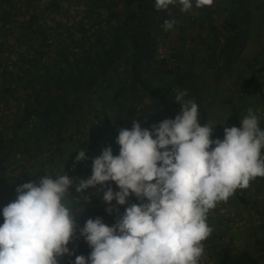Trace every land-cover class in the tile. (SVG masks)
Instances as JSON below:
<instances>
[{
    "label": "trees",
    "instance_id": "1",
    "mask_svg": "<svg viewBox=\"0 0 264 264\" xmlns=\"http://www.w3.org/2000/svg\"><path fill=\"white\" fill-rule=\"evenodd\" d=\"M59 1L64 0H52L39 11L36 0H0V225L2 210L16 199L18 186L62 172L73 180L90 178L92 160L105 147L119 154L115 140L120 128L130 129L136 120L151 130L153 124L174 119L180 112L174 97L181 90L187 91L186 100L198 104L199 122L216 125L211 139L224 137L221 129L226 124L210 111L211 97L217 96L212 90L224 83L222 73L233 67L228 61L236 53L226 45L229 39H223L224 34L236 37L241 31L240 41L248 35L264 36V28L253 32L255 19L264 18V0H214L210 8L188 13L176 5L170 6V14L156 11L155 0H68L77 5L73 16ZM46 12L50 17L45 21ZM166 19L176 21L173 30H164ZM187 32L194 58L204 64L192 63L183 71L184 45L179 43ZM162 43L168 58L156 57ZM261 62L259 57L247 59L240 70L235 86L240 98L249 94L248 70L262 71ZM209 73L214 86L206 91L198 80ZM79 151H85L87 158L77 163ZM258 179L257 184L264 186V178ZM109 184L119 191L114 182ZM82 195L72 188L68 206L77 216L78 228L68 245L73 255L59 258V264H74L76 256L90 255L91 248L79 235L88 219L99 217L112 226L126 207L140 203L134 195L125 206L113 201L109 214L99 186ZM257 195L264 203V194ZM83 197L89 202L84 203ZM239 199L248 206L243 196ZM253 211L248 242L225 248L224 242L218 250L212 245L206 251L212 264H264V212Z\"/></svg>",
    "mask_w": 264,
    "mask_h": 264
},
{
    "label": "clouds",
    "instance_id": "2",
    "mask_svg": "<svg viewBox=\"0 0 264 264\" xmlns=\"http://www.w3.org/2000/svg\"><path fill=\"white\" fill-rule=\"evenodd\" d=\"M213 4L155 0V9L170 14V6L179 5L188 13ZM175 24L166 19L163 28L170 31ZM186 96L181 90L174 97L180 106L174 119L153 124L151 130L136 120L130 129L120 128L115 140L119 154L105 147L92 160L90 178L73 180L62 172L18 186L16 199L2 210L0 264H59V258L73 255L68 245L78 219L68 206L71 190L75 187L83 196L98 186L109 214L113 201L125 206L134 195L140 203L126 207L112 226L99 217L88 219L79 235L91 253L76 256L74 264H200L203 242L213 232L209 212L257 177L264 178V130L249 108L239 128L224 127V138L213 140L216 125L201 124L198 104ZM86 158V152L79 151L76 162Z\"/></svg>",
    "mask_w": 264,
    "mask_h": 264
},
{
    "label": "rangeland",
    "instance_id": "3",
    "mask_svg": "<svg viewBox=\"0 0 264 264\" xmlns=\"http://www.w3.org/2000/svg\"><path fill=\"white\" fill-rule=\"evenodd\" d=\"M60 4L64 7L63 10H67L68 14L73 16L75 14L74 10L77 8L76 4H70L68 2V0H64L63 3L61 1H59ZM36 3L40 6L39 7V11L40 9H47L48 6H50L52 4V0H36ZM44 10V11H45ZM46 15V16H45ZM44 15L45 21L48 17H50V13L46 12V14ZM49 19V18H48ZM186 20H184V23H186ZM234 20V19H233ZM260 20L262 21V25L260 24ZM42 22V20H41ZM152 27V25H150ZM240 29H242L241 27H239ZM257 28V29H255ZM261 28H264V18L262 20V18L260 17L259 19H255L254 22V29L253 32H255L256 30L258 32H261L262 30H259ZM264 33V32H262ZM243 32L240 31V33L235 37V36H231L230 32L226 34H224V38L223 39H229V41L226 43L227 46H231L230 50H236V53L232 52V58L229 57V59H233V61H228L229 64L228 65H233V67L228 70L227 72H223L221 75V77L223 78L222 80H224V83L220 84V87H215L214 84L212 83V74L209 73L208 75H203L202 78L200 80H198L199 84L195 82V84H198V86L200 87V85H203V87L205 88L206 91L213 89L212 90L214 92V94L216 93V95L218 97H225L228 98L229 101L225 102V103H217L215 100L217 98V96L214 97V95L211 97L214 100V103L212 104L213 108L210 110L211 114L213 115H217V116H221L220 119L222 121V123L226 124L225 127H240V120L247 115V110L249 108H252L256 114L258 115L259 112L263 111L264 109L262 108V102L264 101V93H262V90L259 91H255V92H251L249 94H246V96L244 97H239L236 93V89L235 86L238 85L240 77L241 76V71L242 69H244V67L246 66V60H252L253 58H260V61H262L259 65H262L261 67H263L262 71L260 72H254L253 74H251V72L248 70V85L249 84H256L257 87H261V89H264V36L258 38V37H252L248 35V38L246 40L243 39L240 41V37H242ZM188 32L185 33V37L186 39H184V41H180L179 45L182 46L180 49H183V52H181L182 54V58L183 61L182 65L185 66V68L183 69V71H187L188 66L187 65H191L193 63V65H201L199 67H202V65L204 64V62L202 60H198L196 61V55L193 56V52H195V50L192 48V45H190L191 43L188 42V40H190V37L188 36ZM161 39L163 40V43H165V37L161 36ZM168 40V38H167ZM172 41V40H171ZM158 44L157 48H156V57L159 58H168V56L170 55V53H168V48L166 47V45L164 44ZM169 45V42H167ZM241 43V45L243 46H238ZM242 47V48H241ZM190 60V61H189ZM196 61V62H195ZM195 62V63H194ZM231 63V64H230ZM204 69H201V72H203ZM252 76V78H250V76ZM247 79V78H246ZM246 83V81L244 80L243 83ZM241 84V83H240ZM243 85V84H241ZM222 93H225V95L223 96ZM262 98V99H261ZM254 104L256 106H254ZM239 118L238 121L236 120V118ZM222 133L224 134V127L221 129ZM220 132V131H219ZM256 185V186H255ZM254 188L259 191V194H264V186L263 184H255ZM235 198L232 200V202L228 203H224L220 206V208L223 207H230L231 211H229L230 214H228L229 219H228V224L225 222V220L223 219V217L221 216L222 214L218 212H216V214H213V217L208 218L211 222L212 225H210L213 228V232L212 234L209 236V238L204 241V245H205V254L204 257H208V260L210 262H212V260L210 259L211 256H208L206 254L207 249H209L210 247H212V245L216 248V250H218L220 248V246H223L224 242V248L233 243L237 244L239 247L243 246V242L247 241L248 242V235L250 233H248V218L250 216H253L254 213L256 211H253L254 208L255 209H261V211L264 212V203L260 202L258 203L259 207L256 208V203H255V196L252 194V190H250L248 188L247 189H239L237 190L235 193ZM249 195V196H248ZM240 196H243L244 199L246 200V202L248 203V206H246V203H244L241 199H239ZM256 196H258L256 194ZM252 200V203L250 204V201ZM235 201V205L234 206V202ZM241 216H244V218L246 219V221H243V223H241ZM221 220V221H220ZM232 221H236L239 224V228L237 230L234 229H230L227 227V231L224 229L227 225L229 227H231V225H233ZM236 223V224H237ZM241 223V225H240ZM235 226V225H234ZM245 229V230H244ZM226 232V233H223ZM218 233V237L214 236V234ZM224 235V239L221 238V236ZM231 240V242L228 241ZM213 248V247H212ZM217 259H219L218 257H216ZM263 260V259H262Z\"/></svg>",
    "mask_w": 264,
    "mask_h": 264
},
{
    "label": "crops",
    "instance_id": "4",
    "mask_svg": "<svg viewBox=\"0 0 264 264\" xmlns=\"http://www.w3.org/2000/svg\"><path fill=\"white\" fill-rule=\"evenodd\" d=\"M222 95L224 96L225 95V93H222ZM262 99V98H261ZM216 100H218V101H216L217 103H225L226 101L228 102L229 101V99L228 98H225V97H218L217 96V98H216ZM254 106H256L255 104H254ZM261 106H263L262 108L264 109V101L262 102V105ZM221 117V116H220ZM224 137L222 136L220 139L222 140ZM259 177H257L255 180H253V181H251V183H250V186H249V189L250 190H252V194L256 197L255 199H256V203H260V201L257 199V196H256V194L259 192V191H257L255 188H254V185L255 184H257V181L259 182V179H258ZM258 185V184H257ZM256 186V185H255ZM239 190V189H238ZM247 190H248V188H247ZM249 196V195H248ZM235 198V194L233 195V196H231L229 199H228V201L227 202H220V203H218L217 204V206L215 207V209H213V210H211L210 212H209V214H208V218H211V217H213V214H216V212H218L219 211V213H221L222 215V217H223V219L225 220V222L228 224V219H229V216H228V214H230L229 213V211H231V208H232V206H230V207H223L222 206V208H220V206L222 205V204H224V203H230V202H232V200ZM252 200L253 199H251V201H250V204L252 203ZM234 203V206H235V201L233 202ZM258 207H259V205L258 204H256ZM221 221V220H220ZM233 222V225H231V227H239V224L236 222V221H232ZM237 223V224H236ZM241 223H243V222H241ZM241 223H240V225H241ZM208 224H209V226L210 225H212V222L208 219ZM235 225V226H234ZM227 227H229L228 225L224 228V229H226Z\"/></svg>",
    "mask_w": 264,
    "mask_h": 264
},
{
    "label": "built area",
    "instance_id": "5",
    "mask_svg": "<svg viewBox=\"0 0 264 264\" xmlns=\"http://www.w3.org/2000/svg\"><path fill=\"white\" fill-rule=\"evenodd\" d=\"M245 90H246L248 93L262 90V93H264V89L259 88V90H258V87H257L256 84H249V85H246ZM258 116L260 117V125H261V127L263 128V130H264V110L261 111V112H259ZM262 155H264V149H262ZM200 264H208V260L206 259V257L203 256V257L201 258ZM210 264H212V262H210Z\"/></svg>",
    "mask_w": 264,
    "mask_h": 264
}]
</instances>
